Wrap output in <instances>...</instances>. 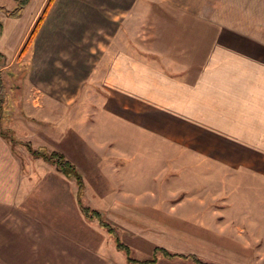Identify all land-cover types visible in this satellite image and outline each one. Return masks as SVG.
<instances>
[{
    "label": "crops",
    "instance_id": "1",
    "mask_svg": "<svg viewBox=\"0 0 264 264\" xmlns=\"http://www.w3.org/2000/svg\"><path fill=\"white\" fill-rule=\"evenodd\" d=\"M43 2L30 0L17 18L0 11L5 55L0 72L6 87L0 103V264H128L117 255L113 236L80 211L75 177L32 158L25 136L35 151L57 152L74 166L83 182L80 202L117 230L132 257L144 256L134 259L149 260L157 247L214 264H245L240 231L223 232L215 223L206 234L172 227L170 242L168 223L138 216L145 207L124 185L128 177L112 167H96L102 161L112 164V144H99L111 149L109 160H98L89 157L82 136L80 144L53 143L63 133L61 141L72 142L74 133L110 132L90 128L95 108L100 116L134 129L154 116H175L196 138L207 134L209 146L264 144V0H54L18 59ZM175 20L188 23L178 29L179 36L192 40L181 51L185 55L178 54L181 69L174 75L151 60L153 45L138 43L137 36L160 35L141 22ZM189 54L192 60L186 61ZM61 117H67L65 124ZM2 121L14 135L12 142L4 136ZM41 134L52 143L33 144ZM14 143L23 144L27 154ZM215 158L224 165L233 161ZM241 159L242 165L256 162ZM85 162L91 172L82 168ZM154 264L193 263L158 254Z\"/></svg>",
    "mask_w": 264,
    "mask_h": 264
},
{
    "label": "rangeland",
    "instance_id": "2",
    "mask_svg": "<svg viewBox=\"0 0 264 264\" xmlns=\"http://www.w3.org/2000/svg\"><path fill=\"white\" fill-rule=\"evenodd\" d=\"M47 1L41 0L44 7ZM0 6L13 9L15 1L0 0ZM141 23L142 28H149L150 32L160 35L153 38L137 36L138 43L151 42L154 50L151 60L166 73L177 74L181 69L177 63L178 54L185 55L181 51H184L187 43L192 40V37L186 35L179 36L178 29L189 27L188 23L176 20ZM200 40L204 42L203 37ZM189 55L186 61L192 60V54ZM203 56L204 54L201 55V59ZM19 75L20 72L15 77ZM91 92L96 93L93 89ZM96 104L93 102V105ZM94 110L97 116L89 118L90 128L106 129L110 132L74 133L77 139L72 142H66V139L61 141L65 136L63 133L53 144H80V140L87 139L89 157H96L98 160L100 158L109 160L111 149L99 144H112L113 155L110 156L112 164L102 161L97 162L96 167L101 171H108V167H112L113 173L128 177L124 185L136 191L137 205L145 207L144 213L138 216L151 217L168 223L170 242L173 241L174 228L182 226L186 232L201 231L206 234L208 233L206 230L211 231L208 226L215 223L223 232L240 231L243 234L242 240L246 243L244 245L248 254L245 264H264V144H226L225 146V144L211 143L212 146H209L207 134L200 133V137L196 138L199 135L185 131L188 130L186 128L188 126L184 128L179 124L181 120L175 116L142 119L147 120L144 121L147 126L142 123L147 129L140 126L134 129L123 121H113L114 119L100 116V111L95 108ZM57 119L64 120L63 124H65L67 117ZM1 127L11 141L14 138L11 129H8L3 121ZM62 127L63 125L58 128ZM149 127L154 130H149ZM160 127L167 131L162 133L155 131ZM27 134L26 131L25 135ZM23 140L28 143L30 139L25 136ZM32 141L33 144L52 143V140L45 138L43 134ZM22 145L13 144L18 152L27 154ZM222 156L232 158V164L215 163L213 159ZM32 158L46 166H53L42 157ZM241 158L248 160L255 158L256 162L252 165H242L240 163L245 159ZM24 165L27 169L25 163ZM82 168L92 171V165L89 166L86 162ZM41 171L44 172L43 169ZM151 205L155 207L152 208ZM196 221H200V225L194 223ZM228 222H232L234 228L238 226L241 228L229 229L226 224L224 225ZM176 245L173 244L172 247L177 249ZM185 246L187 247L186 244ZM117 251L120 258H126L123 251L118 249ZM133 257L144 258L137 253H133Z\"/></svg>",
    "mask_w": 264,
    "mask_h": 264
},
{
    "label": "trees",
    "instance_id": "3",
    "mask_svg": "<svg viewBox=\"0 0 264 264\" xmlns=\"http://www.w3.org/2000/svg\"><path fill=\"white\" fill-rule=\"evenodd\" d=\"M14 1H15V6L13 9H7L3 6H0V11L4 12L10 18L19 17L21 12L28 5L30 0H14ZM53 1L54 0H48L47 1V4L44 7V9L42 10L40 17L35 22L32 31L30 32L27 40L25 41L24 45L22 46V48L18 54V59L21 58L26 53L28 48L30 47V45H31V43H32V41L36 35V32H37L41 22L43 21L45 15L47 14L50 6L52 5ZM1 34H2V25L0 24V36H1ZM4 61H5V55L2 52H0V68L4 65ZM5 96H6V89H5V85H4L2 75L0 72V103ZM4 136L7 138L5 133H4ZM27 148L30 151V153L32 154V156L42 157L46 161L53 164L59 171L65 172L66 174H72L75 177L77 187H78L77 200L79 203L80 211L82 212V214L84 215V217L86 219H88V220H95L96 219L98 221L99 225L101 227H103L111 236H113V238L115 240L116 248L125 253L126 260H127L128 264H154L157 260L158 254H161L164 257H167L170 259L180 258V259H184V260H189L193 264H214L211 262L203 261L195 255L175 254V253L168 252L165 249L157 248V247L154 249L153 255L149 260L139 261V260L134 259L131 255L132 254L131 249L127 245L122 243V241L119 238V235L117 234L116 229L113 226H111L108 222H106L103 219V217L100 215L99 212L84 206L80 202V194H81V191L83 189V182H82L81 176L76 171L74 166L71 163H69L67 160H65V158L57 152H51L50 154L37 152L34 149H32V147L28 143H27Z\"/></svg>",
    "mask_w": 264,
    "mask_h": 264
}]
</instances>
